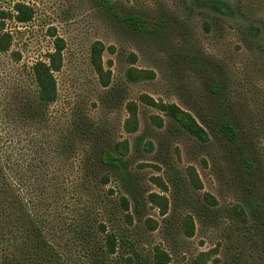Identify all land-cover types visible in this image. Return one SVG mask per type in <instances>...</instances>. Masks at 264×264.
<instances>
[{
	"label": "rangeland",
	"instance_id": "374dc122",
	"mask_svg": "<svg viewBox=\"0 0 264 264\" xmlns=\"http://www.w3.org/2000/svg\"><path fill=\"white\" fill-rule=\"evenodd\" d=\"M17 2L34 17L7 19L13 43L0 53V150L15 184L20 163L30 175L33 147L29 128L8 120L14 76L46 59L55 32L66 45L46 134L48 146L67 151L60 183L71 192L83 176L96 187L108 173L100 189L129 198L133 223L122 212L116 227L142 256L161 245L170 264H264V0H0V8L14 13ZM97 43L104 75L92 62ZM153 100L190 112L209 140ZM125 141L120 167L99 164L102 146ZM69 254L85 264L80 249ZM130 254L125 243L111 264H132Z\"/></svg>",
	"mask_w": 264,
	"mask_h": 264
},
{
	"label": "trees",
	"instance_id": "16d2710c",
	"mask_svg": "<svg viewBox=\"0 0 264 264\" xmlns=\"http://www.w3.org/2000/svg\"><path fill=\"white\" fill-rule=\"evenodd\" d=\"M104 2L110 4L111 0ZM214 5L218 10L224 7ZM14 11L0 8V53L8 52L13 43V35L7 30V19L13 17L25 23L34 17V9L24 2H17ZM52 35L55 37L54 48L47 53L46 59L19 68L14 76L8 120L29 128L33 162L27 179H24L19 164L20 183L17 186L13 167L3 162L4 152L0 150V264H72L69 254L72 248L85 254V264H111V257L125 243L132 249L128 258L132 264H170L171 254L161 245L153 247L151 256H142L135 245L128 242L129 238L117 229L119 213L124 212L133 223L132 215L128 213L131 203L126 195L114 199L100 189L109 183L108 173L102 174L96 187L83 176L72 182L71 192L60 183L58 158L67 151L61 146H48L51 141L46 130L51 106L59 97L56 73L63 66L66 42L55 32ZM102 52L103 45L95 44L92 62L98 73L104 75ZM13 55L16 62L22 60L20 52ZM108 81L103 76L105 85ZM153 103L200 140H209L206 129L190 112L174 103L155 100ZM225 126L231 128L227 123ZM128 151L127 141L118 143L113 150L102 146L98 162L120 167ZM22 187H26L25 192H20ZM189 221L191 225L187 221L189 228L186 231L193 235L194 222L191 217Z\"/></svg>",
	"mask_w": 264,
	"mask_h": 264
}]
</instances>
